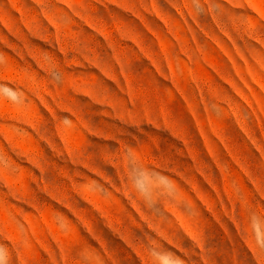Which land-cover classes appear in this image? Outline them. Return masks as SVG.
Instances as JSON below:
<instances>
[{
    "label": "rangeland",
    "instance_id": "obj_1",
    "mask_svg": "<svg viewBox=\"0 0 264 264\" xmlns=\"http://www.w3.org/2000/svg\"><path fill=\"white\" fill-rule=\"evenodd\" d=\"M0 264H264V0H0Z\"/></svg>",
    "mask_w": 264,
    "mask_h": 264
}]
</instances>
